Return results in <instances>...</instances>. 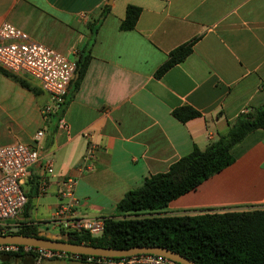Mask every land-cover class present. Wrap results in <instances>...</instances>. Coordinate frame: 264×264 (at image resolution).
Returning a JSON list of instances; mask_svg holds the SVG:
<instances>
[{
  "label": "crops",
  "instance_id": "crops-1",
  "mask_svg": "<svg viewBox=\"0 0 264 264\" xmlns=\"http://www.w3.org/2000/svg\"><path fill=\"white\" fill-rule=\"evenodd\" d=\"M128 3L141 9L134 27L122 30ZM106 4L110 11L93 29ZM2 21L69 59L90 53L58 115L43 113L51 100L35 79L19 74L37 91L0 71V145L40 148L22 184L27 202L15 220L38 232L63 234L50 218L65 201L59 191L67 176L76 179V215L111 216L146 176L166 171L194 145L206 147L239 112L264 103V0H0ZM193 38L182 61L155 74L170 50ZM183 104L200 115L178 120L172 110ZM90 145L93 168L87 169L82 156ZM232 152V163L159 211L264 208V129L249 132Z\"/></svg>",
  "mask_w": 264,
  "mask_h": 264
},
{
  "label": "trees",
  "instance_id": "trees-1",
  "mask_svg": "<svg viewBox=\"0 0 264 264\" xmlns=\"http://www.w3.org/2000/svg\"><path fill=\"white\" fill-rule=\"evenodd\" d=\"M140 6L128 3L119 27L132 29L140 13ZM110 11L108 4L102 7L91 27L97 29L103 17ZM195 38L170 50L167 58L155 70L161 75L172 65L182 61L191 51ZM90 53L80 51L74 61L76 78L84 74ZM0 71L22 86L37 91L24 77L0 66ZM54 110L57 115L67 103ZM172 114L180 121L200 115L190 105L175 107ZM264 129V103L238 113L226 131L219 132L206 147L194 145L186 154L170 164L166 171L152 173L140 186L131 188L119 199L116 211L104 217L100 235L89 232L65 231V239L97 246L129 248L135 245H159L177 251L197 264H264V208L243 210L203 211L198 213H162L170 200L196 187L210 175L218 172L234 160L232 149L252 130ZM145 212V213H144ZM7 226L0 233L38 234L30 223ZM85 255V254H82ZM34 251L19 250L0 252V264L11 262L33 264Z\"/></svg>",
  "mask_w": 264,
  "mask_h": 264
},
{
  "label": "built area",
  "instance_id": "built-area-1",
  "mask_svg": "<svg viewBox=\"0 0 264 264\" xmlns=\"http://www.w3.org/2000/svg\"><path fill=\"white\" fill-rule=\"evenodd\" d=\"M0 66L16 74L31 76L49 94L51 101L43 107L44 114L53 112L64 101L76 70L74 59L32 39L26 31L8 21L0 23ZM41 133L42 130H38L35 138L38 139ZM93 147L90 145L82 156L83 167L87 169L93 168ZM39 155L40 148L36 145L19 141L0 145V230L18 225L15 220L22 214L27 202L22 184L29 175L30 166L38 161ZM47 171L53 172L50 161ZM75 184L76 179L72 176L63 179L59 194L65 201L56 208L50 221L65 231L84 230L91 235H100L104 228V216L91 218L76 215L75 205L78 200L74 193ZM45 187L46 179L42 178L39 183L40 191L45 190ZM20 248L35 252L33 264H39L42 258L80 259L100 264H182L162 254L150 252L111 257L82 255L27 244L0 243V252Z\"/></svg>",
  "mask_w": 264,
  "mask_h": 264
},
{
  "label": "water",
  "instance_id": "water-1",
  "mask_svg": "<svg viewBox=\"0 0 264 264\" xmlns=\"http://www.w3.org/2000/svg\"><path fill=\"white\" fill-rule=\"evenodd\" d=\"M64 234H47L38 232L34 234L24 233H0V243H17L38 246L42 248L60 249L68 252L92 254L102 256H124L135 253H157L174 259L182 264H197L187 256L159 245H135L129 248H115L110 246H97L89 243L72 242L64 238Z\"/></svg>",
  "mask_w": 264,
  "mask_h": 264
},
{
  "label": "rangeland",
  "instance_id": "rangeland-1",
  "mask_svg": "<svg viewBox=\"0 0 264 264\" xmlns=\"http://www.w3.org/2000/svg\"><path fill=\"white\" fill-rule=\"evenodd\" d=\"M12 228L16 229L17 227L13 226ZM50 229L53 231H58V229L56 228L50 227ZM10 264H15V262H11ZM39 264H100V263H93L80 259H69V258H42Z\"/></svg>",
  "mask_w": 264,
  "mask_h": 264
}]
</instances>
